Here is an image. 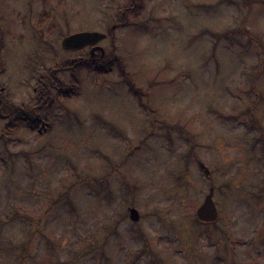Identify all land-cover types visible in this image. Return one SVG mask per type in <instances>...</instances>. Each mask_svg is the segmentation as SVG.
Segmentation results:
<instances>
[{"label":"rangeland","instance_id":"rangeland-1","mask_svg":"<svg viewBox=\"0 0 264 264\" xmlns=\"http://www.w3.org/2000/svg\"><path fill=\"white\" fill-rule=\"evenodd\" d=\"M0 100L50 105L0 118V264H264V0H0Z\"/></svg>","mask_w":264,"mask_h":264},{"label":"trees","instance_id":"trees-1","mask_svg":"<svg viewBox=\"0 0 264 264\" xmlns=\"http://www.w3.org/2000/svg\"><path fill=\"white\" fill-rule=\"evenodd\" d=\"M244 33L248 34L247 31H244ZM117 61L120 63L121 59H118ZM113 65L114 62L111 59L107 61L97 55L92 56L90 54H87L85 57L82 56L80 58L73 59L68 65L64 64L57 69L50 70V76L54 79V90L58 93H61L64 97H73L77 95V86L74 82H66L55 76V72L58 70L65 71L68 69H73L75 72H77L81 69V66H83L92 70L95 73H105L109 72ZM119 72L122 76V80L126 83L128 89L132 94L136 95L137 97L146 94L145 91L136 87L133 82L130 81L127 76L128 72L122 69H119ZM42 77L43 76H39L38 78L41 79ZM46 87L48 88L49 85H47ZM140 103L142 102L140 101ZM49 107L50 105L40 107V109L44 112V114L42 115L39 112V109L37 110V108L34 106L25 104L14 105L6 101L0 100V118L6 120V129L23 126L26 129L36 130L37 132L41 133L47 131L50 128V123L47 120L48 117L46 116L49 113ZM95 244L98 243H93L92 245ZM78 252H81V250H79ZM99 252L103 253L102 244L99 245Z\"/></svg>","mask_w":264,"mask_h":264},{"label":"water","instance_id":"water-1","mask_svg":"<svg viewBox=\"0 0 264 264\" xmlns=\"http://www.w3.org/2000/svg\"><path fill=\"white\" fill-rule=\"evenodd\" d=\"M103 37L104 34L97 31L76 32L65 36L61 40V46L65 50H75L87 45L97 43ZM96 48L100 49L101 53H103V49L101 47L97 46ZM200 166L201 168H203L204 172L207 173L206 168H204L202 165ZM129 213L130 217L134 220L138 218V214L134 209H129ZM196 215L201 221L213 222L216 220L217 210L212 200V188H210V191L206 195L203 203L197 208Z\"/></svg>","mask_w":264,"mask_h":264},{"label":"flooded vegetation","instance_id":"flooded-vegetation-1","mask_svg":"<svg viewBox=\"0 0 264 264\" xmlns=\"http://www.w3.org/2000/svg\"><path fill=\"white\" fill-rule=\"evenodd\" d=\"M79 31H91V30H87V29H84V30H78V31H75V32H79ZM73 32V33H75ZM103 41V39H101L100 41H98L97 43H94V44H91V45H88V46H85L83 47L82 49H86L90 52V55L94 56V54L98 51H96V47L97 46H100V43ZM81 49V50H82ZM212 188V187H211ZM212 193H213V188H212ZM197 210V209H196ZM216 221V220H215Z\"/></svg>","mask_w":264,"mask_h":264}]
</instances>
